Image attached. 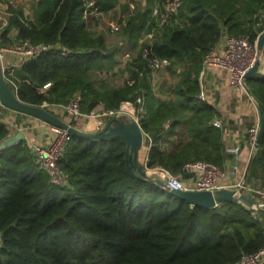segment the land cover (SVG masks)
<instances>
[{"label": "trees", "instance_id": "trees-1", "mask_svg": "<svg viewBox=\"0 0 264 264\" xmlns=\"http://www.w3.org/2000/svg\"><path fill=\"white\" fill-rule=\"evenodd\" d=\"M0 2L8 9L1 44L28 39L50 46L16 69L15 93L21 101L66 104L78 95L80 112L89 115L99 106L115 110L141 95L139 123L147 135L148 167H163L185 179L188 163L222 168L232 158L224 152L231 120L223 118L222 128L213 124L221 112L211 93L204 100L199 97L200 73L222 35L256 43L264 29V0H182L163 25L151 16L154 0H144V7L132 12L128 4L119 5L122 36L110 46L103 34L87 27L95 18H84V0H34L30 18L21 5ZM94 2L104 14L119 4ZM12 30L16 33L11 35ZM146 33L152 38L140 42ZM144 49L150 58L169 61L165 71L171 79L156 83L158 89ZM126 53L130 57L122 65L120 55ZM109 73H126V79L114 85ZM129 80L134 83L128 85ZM247 86L260 103L264 123V71L247 80ZM17 114L13 124L0 114V142L15 135L25 118L35 120ZM87 120L68 119L80 131H86ZM246 124V129L252 126ZM253 149L244 155L238 176L250 161L247 183L264 190V129ZM125 155L120 137L91 140L72 134L58 162L67 182L54 184L25 139L1 149L0 264H235L264 246V209L253 214L236 202L191 206L130 177Z\"/></svg>", "mask_w": 264, "mask_h": 264}, {"label": "built area", "instance_id": "built-area-1", "mask_svg": "<svg viewBox=\"0 0 264 264\" xmlns=\"http://www.w3.org/2000/svg\"><path fill=\"white\" fill-rule=\"evenodd\" d=\"M85 11L84 18L86 21L95 18L100 19L104 13L98 10L95 6L94 0H84ZM182 0H166L162 3L154 5L151 16L156 17L158 24L163 25L172 15L179 10ZM7 5L0 2V33L7 25L8 15ZM28 16V14H27ZM262 25L264 27V12L261 14ZM113 31L119 32L121 30L120 24H111ZM264 30V29H263ZM16 30H12L11 35L15 34ZM152 33L143 34L139 39L140 42L148 41L152 38ZM50 49V46L44 44H32L28 39L20 40L12 44L0 43V61L2 64L4 78L9 84L10 88L16 95L17 83L15 71L27 59L34 58L42 51ZM146 49L143 51L144 57H149ZM130 54L126 53L124 58H129ZM260 60L258 72L264 71V46L261 52H258L256 43H252L248 37L245 36H228L222 35L219 44L204 58L203 67L200 73L201 93L199 97L205 99L203 90L202 78L210 68H219L228 73L231 87L240 95H247L249 89L245 75L253 67L257 60ZM149 67L151 69V76L153 85H155V76L162 71H165L169 61L157 57L148 58ZM257 72V73H258ZM134 80H129L128 85H132ZM48 83L40 90L43 92L50 87ZM80 97L77 95L73 100L66 104H44L41 107L54 114L60 120L72 126L68 119L69 117L84 116L92 123L93 132L101 130L112 117H118L127 121H134L140 126V116L143 112L144 97L138 96L134 101L123 102L118 109L105 110L103 107L100 111H94L89 115H83L79 110ZM3 105L0 102V114L2 115ZM5 108V107H4ZM66 115V116H65ZM67 118V120L64 119ZM11 124L15 123L16 119L13 116L2 117ZM39 121L40 126L49 129L45 142L32 144L31 149L36 156L37 163L49 176L50 182L54 184H63L67 182L66 175L59 168L58 162L63 157L66 147L71 140L72 133L62 127L51 125L45 121L35 118ZM22 132L27 133L32 131L36 126L23 121ZM216 127H223V120L217 118L213 121ZM73 127V126H72ZM142 129V128H141ZM143 131V130H142ZM259 131V122L256 126H251L246 130L247 140L251 145V150L254 151L256 139ZM144 133V132H143ZM145 147L148 150L149 146L146 144L147 135L144 133ZM150 141V139H149ZM144 146V144H143ZM225 154L232 156L227 159L224 167H219L214 164L195 161L188 163L185 168L187 173H190L185 179H181L173 175L169 170L163 167H148L147 154L143 159V166L145 173L150 178H159L163 180L171 189L178 190H219V189H234L237 193L240 191L243 194H250L255 199V205L252 208L253 214L255 211L264 209V190L250 186L244 183V172L238 176V163L240 159V145L237 142L235 145H226L224 149ZM264 260V246L254 253L243 254L235 264H259Z\"/></svg>", "mask_w": 264, "mask_h": 264}, {"label": "water", "instance_id": "water-1", "mask_svg": "<svg viewBox=\"0 0 264 264\" xmlns=\"http://www.w3.org/2000/svg\"><path fill=\"white\" fill-rule=\"evenodd\" d=\"M264 46V30L259 34L256 40V48L261 52ZM260 60L258 59L253 67L245 75L246 80L252 79L258 72ZM0 102L10 110L33 116L51 125L68 129L72 134L84 137L86 139L98 140L120 137L126 143L125 155V170L127 174L139 181L149 184H154L157 187L164 189L172 195L183 199L191 206H201L213 208L225 202H236L245 205L252 209L255 205V199L250 194H243L241 191L237 193L234 189H219V190H178L169 188L166 183L159 178H150L146 175L144 166L139 161L140 150L144 144V133L141 127L134 121L125 122L121 118L112 117L107 124L97 132L80 131L60 120L54 114L41 106H34L21 101L12 91L9 84L4 78V72L0 61ZM259 106V131L255 143V148L259 147L260 138L264 129L263 114ZM24 137L22 132H18L14 136L4 139L0 142V150L7 148ZM250 161L244 171V183H247Z\"/></svg>", "mask_w": 264, "mask_h": 264}, {"label": "crops", "instance_id": "crops-1", "mask_svg": "<svg viewBox=\"0 0 264 264\" xmlns=\"http://www.w3.org/2000/svg\"><path fill=\"white\" fill-rule=\"evenodd\" d=\"M10 3L14 4H23L27 0H8ZM36 1V0H35ZM119 4L117 6V10L121 14L119 5L128 4L130 8V12L138 9L143 8L145 3L144 0H118ZM158 0H154V4H158ZM33 16V14H32ZM30 18V15H28ZM203 83V90L204 93H211L213 96L214 104L216 105L217 109L221 112V118L231 120L230 127L232 128L229 130L228 137L225 138L226 140L229 139V143L226 145H235L237 142L240 145V159L238 163V170L241 168V165H245L244 162V155L251 153V146L247 140V132L246 123H250L252 126H256L259 122V106L258 101L251 95L250 91L247 95H240L237 91H235L230 84L228 73L224 70L219 68H210L207 70L206 74L202 78ZM154 91H157L155 88ZM99 110L102 106L97 107ZM8 113L11 116L15 117L17 121L16 111L7 109ZM15 112V113H13ZM15 121V122H16ZM24 122H28L31 125L34 124L32 131H28L27 133L22 132V127L17 130L18 132H22L24 137L23 139L32 146V144L45 142V136H47L49 129L46 127L40 126L39 121L32 120L31 118H25ZM86 127V132H92L93 126L92 123L87 120V123L84 125ZM16 133V134H17ZM14 136V135H13ZM147 153L144 154V157ZM249 156H247V160ZM247 166V165H246ZM245 171V170H244Z\"/></svg>", "mask_w": 264, "mask_h": 264}, {"label": "rangeland", "instance_id": "rangeland-1", "mask_svg": "<svg viewBox=\"0 0 264 264\" xmlns=\"http://www.w3.org/2000/svg\"><path fill=\"white\" fill-rule=\"evenodd\" d=\"M33 1L27 0L23 4H19V5H21L24 8V12H26L30 16H32V14H33V8L31 7L32 3H34ZM153 7H154V5H153ZM153 7H152V9H153ZM116 8L113 11L109 12V13L103 14L100 19L91 20V21H88V23H87V27L91 31L103 34L106 37V40L108 42L107 44L109 46L110 45H116V42L117 41L119 42L120 38L122 36L121 30H120V32L113 31L111 29V26H110L113 23L114 24H120V20L122 19L121 14L119 13V11ZM127 60L128 59L123 57V54H122V56L120 55V61H121L120 63L122 65L124 63H126ZM122 67H124V66H122ZM122 69H124V68H122ZM125 75H126V73L124 75H120V74L116 75V73L115 74H113V73L110 74L109 73L108 74V79H109V82L113 83L114 85L123 84L125 79H126ZM162 79L164 81H170V79H171L170 73L166 72V71L159 72L154 78L155 84L156 83H158V84L161 83ZM157 86L158 85L156 84V87ZM157 89H158V87H157ZM1 110H2V117H6L7 118L8 116L11 115V114L8 113L7 108L3 107V109H1ZM95 111L97 112V111H100V110L98 108H96ZM13 113H15V112H13ZM15 114H16V117L18 118V116H17L18 114L17 113H15ZM8 123H10V122H8ZM228 141H229V139L226 140V143H229ZM146 150L147 149H146L145 143H144V146L140 150V154H139L140 163H143L144 154L146 153Z\"/></svg>", "mask_w": 264, "mask_h": 264}]
</instances>
